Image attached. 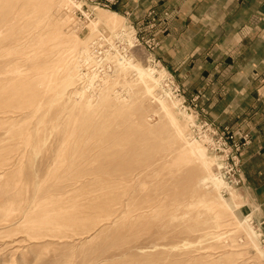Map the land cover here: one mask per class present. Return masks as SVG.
Listing matches in <instances>:
<instances>
[{
    "label": "rangeland",
    "instance_id": "rangeland-1",
    "mask_svg": "<svg viewBox=\"0 0 264 264\" xmlns=\"http://www.w3.org/2000/svg\"><path fill=\"white\" fill-rule=\"evenodd\" d=\"M175 5L0 0V264H264L253 136L163 64Z\"/></svg>",
    "mask_w": 264,
    "mask_h": 264
},
{
    "label": "crops",
    "instance_id": "crops-1",
    "mask_svg": "<svg viewBox=\"0 0 264 264\" xmlns=\"http://www.w3.org/2000/svg\"><path fill=\"white\" fill-rule=\"evenodd\" d=\"M153 3H175L180 14L174 18L169 10L164 20L165 67L187 90H204L201 104L211 118L251 132L245 181L264 215V0Z\"/></svg>",
    "mask_w": 264,
    "mask_h": 264
},
{
    "label": "bare ground",
    "instance_id": "bare-ground-1",
    "mask_svg": "<svg viewBox=\"0 0 264 264\" xmlns=\"http://www.w3.org/2000/svg\"><path fill=\"white\" fill-rule=\"evenodd\" d=\"M111 13H113V14H116L115 12H112V11H110ZM134 65V64H133ZM136 69H138V68H136ZM139 73L142 75V76H144V74H150V72L147 70V69H143V68H140L139 70ZM153 78V77H152ZM200 132H201V134H204V133H206L205 131H203V128L200 126ZM205 137H207L206 135L204 136V138ZM204 141H206V139L204 140ZM196 151L200 154V156L201 157H204L205 156V152H204V150L202 149V148H200V147H196ZM216 179V178H215ZM217 181L219 182V183H223L224 181H222V179H220V177H218L217 178Z\"/></svg>",
    "mask_w": 264,
    "mask_h": 264
},
{
    "label": "built area",
    "instance_id": "built-area-1",
    "mask_svg": "<svg viewBox=\"0 0 264 264\" xmlns=\"http://www.w3.org/2000/svg\"><path fill=\"white\" fill-rule=\"evenodd\" d=\"M197 125V127H200L201 125L200 124H196ZM202 127V126H201ZM203 128V127H202Z\"/></svg>",
    "mask_w": 264,
    "mask_h": 264
}]
</instances>
